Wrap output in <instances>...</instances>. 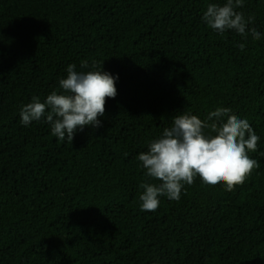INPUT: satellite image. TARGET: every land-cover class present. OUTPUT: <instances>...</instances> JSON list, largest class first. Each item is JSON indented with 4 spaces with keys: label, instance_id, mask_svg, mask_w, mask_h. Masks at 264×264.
<instances>
[{
    "label": "trees",
    "instance_id": "1",
    "mask_svg": "<svg viewBox=\"0 0 264 264\" xmlns=\"http://www.w3.org/2000/svg\"><path fill=\"white\" fill-rule=\"evenodd\" d=\"M224 2L0 0V264H264V0L238 9L259 40L206 25ZM93 61L118 76L99 127L68 142L45 117L21 123L69 64ZM217 107L249 121L259 167L232 191L197 176L142 211L141 184L161 181L138 155L173 117L210 124Z\"/></svg>",
    "mask_w": 264,
    "mask_h": 264
},
{
    "label": "clouds",
    "instance_id": "2",
    "mask_svg": "<svg viewBox=\"0 0 264 264\" xmlns=\"http://www.w3.org/2000/svg\"><path fill=\"white\" fill-rule=\"evenodd\" d=\"M243 6L244 0H225L222 5L209 3L202 20L219 33L235 30L246 36L250 32L253 39L259 40L261 33L250 27L254 17H245L238 11ZM90 67L92 70L77 71L75 64H69L66 78L59 81V91L53 90L43 102L33 96L31 102L22 105L21 123L27 126L45 117L52 134L68 142H72L77 129L99 127L98 116L105 112L106 99L117 95L118 76L102 71V65L95 61ZM81 68H89V62L83 60ZM207 121L212 123L187 112L175 116L171 127L165 128L148 150L138 155L145 175L161 181L159 185L141 184L142 211L157 210L161 196L178 201L184 186L192 185L197 176L209 185L223 182L232 191L259 167L258 161L249 156V152L257 151L259 137L246 118L231 113L228 107H217L208 113ZM206 128L215 135L206 134Z\"/></svg>",
    "mask_w": 264,
    "mask_h": 264
}]
</instances>
